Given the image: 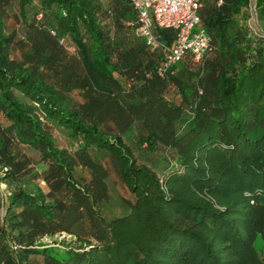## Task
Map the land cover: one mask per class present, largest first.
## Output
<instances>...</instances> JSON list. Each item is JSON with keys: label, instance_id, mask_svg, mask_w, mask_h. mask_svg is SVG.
<instances>
[{"label": "trees", "instance_id": "16d2710c", "mask_svg": "<svg viewBox=\"0 0 264 264\" xmlns=\"http://www.w3.org/2000/svg\"><path fill=\"white\" fill-rule=\"evenodd\" d=\"M12 1L0 0V264H263L264 38L247 25L250 0L204 1L213 51L186 53L163 77L131 0H15L21 33L7 27ZM255 8L264 33V0ZM156 34L170 45L175 31ZM128 134L173 159L139 163ZM93 150L133 197L111 218ZM58 233L76 242L36 246Z\"/></svg>", "mask_w": 264, "mask_h": 264}, {"label": "built area", "instance_id": "2783aa9c", "mask_svg": "<svg viewBox=\"0 0 264 264\" xmlns=\"http://www.w3.org/2000/svg\"><path fill=\"white\" fill-rule=\"evenodd\" d=\"M207 0H131L137 12L135 34L151 50H161L162 59L157 74L163 77L186 53L198 61L214 49L210 37L200 27L199 9ZM221 4L222 0H215ZM173 29L170 45L156 34V29Z\"/></svg>", "mask_w": 264, "mask_h": 264}, {"label": "rangeland", "instance_id": "374dc122", "mask_svg": "<svg viewBox=\"0 0 264 264\" xmlns=\"http://www.w3.org/2000/svg\"><path fill=\"white\" fill-rule=\"evenodd\" d=\"M103 4L105 7H108L110 4V0H103ZM18 7L16 4V1L13 0L12 4L7 8L6 12V23L9 30H18L19 33H21V23H19L18 18ZM37 18H40V15H37ZM247 25L251 31L256 36L263 37L264 33L261 29V24L258 18V12L255 8V0H250L249 6H248V18H247ZM21 35V34H19ZM72 48H69V51H72ZM13 53L15 56L20 58V50L14 49ZM53 136L57 140V144L61 147H66L68 149H72V151H76L78 149V143L73 142L70 140L67 135L59 130L56 127H53L52 125L48 124L47 126ZM126 143L130 144L134 153V156L136 157L137 161L139 163H144L148 166H151L157 171H160V165L164 163L165 158L173 159V152L165 149H158L155 153L149 154L144 150H141L137 148L134 144L131 142L133 141V134L124 135ZM21 148L26 151L28 154H33L32 152L25 150V147L21 146ZM167 152V153H166ZM92 156L95 158H98L99 160L102 159L103 163L106 165L109 173V180H108V193L109 198L104 201L101 205L100 212L103 214L106 218H111L117 214H121L122 207H121V200L123 199H133L132 195L128 192V190L124 187V185L121 183L120 178L118 177L116 171L112 168L110 165V160L106 159L103 153L100 151H92ZM106 159V160H105ZM38 169L42 168L41 165L37 166ZM76 173L77 176L83 177L84 179H89L90 175L81 166L76 167ZM39 184L43 189L46 191L47 187L45 184L41 181H39ZM8 187L7 185L0 180V193L5 199L6 195L8 194ZM251 203H253V200H251ZM3 214V212H2ZM264 233V229H263ZM76 242L74 237L72 235H69L67 233H58L55 235L50 236H44L40 238L36 246L40 247H57L59 249H63L67 245H73V243ZM255 248L257 249L258 255H260V258L264 264V238L261 234L257 235L255 239Z\"/></svg>", "mask_w": 264, "mask_h": 264}]
</instances>
